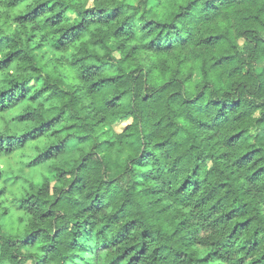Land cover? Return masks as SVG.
<instances>
[{
  "label": "clouds",
  "instance_id": "1",
  "mask_svg": "<svg viewBox=\"0 0 264 264\" xmlns=\"http://www.w3.org/2000/svg\"><path fill=\"white\" fill-rule=\"evenodd\" d=\"M0 264H264V0H0Z\"/></svg>",
  "mask_w": 264,
  "mask_h": 264
}]
</instances>
